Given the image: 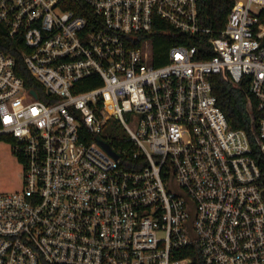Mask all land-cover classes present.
<instances>
[{
  "label": "built area",
  "instance_id": "2783aa9c",
  "mask_svg": "<svg viewBox=\"0 0 264 264\" xmlns=\"http://www.w3.org/2000/svg\"><path fill=\"white\" fill-rule=\"evenodd\" d=\"M158 19L211 56L176 45L156 64ZM0 22L36 83L0 50V143L22 166L0 193V264H264V0H233L217 33L198 0H0ZM216 74L246 91L248 129Z\"/></svg>",
  "mask_w": 264,
  "mask_h": 264
},
{
  "label": "trees",
  "instance_id": "16d2710c",
  "mask_svg": "<svg viewBox=\"0 0 264 264\" xmlns=\"http://www.w3.org/2000/svg\"><path fill=\"white\" fill-rule=\"evenodd\" d=\"M232 4L233 0H198V12L201 24L211 28L214 33H217L224 27ZM66 7L74 8L71 4H67ZM75 11L78 12L77 8H75ZM151 37L156 64H163L167 59L169 48L176 45L197 46L201 52V54L198 55L200 59H208L212 54L209 49L204 52V49L208 47L207 40L204 36L189 37L176 31L161 19H158L155 23ZM22 49L23 43L21 39L10 38L5 27L0 22V50L8 52L15 57V72L24 79L25 84L28 86L35 85V80L33 81L23 62L21 54ZM90 80V78L85 79L81 88H91L100 84L99 80L93 82ZM211 84L213 94L217 99V104L225 114L230 126L233 128L248 129L250 124V112L246 91L242 87L233 86L221 74L213 75L211 77ZM102 138L105 140H112L114 144L120 139L114 135H104ZM260 167L264 176L263 155L260 159Z\"/></svg>",
  "mask_w": 264,
  "mask_h": 264
},
{
  "label": "rangeland",
  "instance_id": "374dc122",
  "mask_svg": "<svg viewBox=\"0 0 264 264\" xmlns=\"http://www.w3.org/2000/svg\"><path fill=\"white\" fill-rule=\"evenodd\" d=\"M114 135L118 139L128 136L120 122L112 118L102 129V136ZM22 166L8 145L0 143V193L13 192L22 187Z\"/></svg>",
  "mask_w": 264,
  "mask_h": 264
},
{
  "label": "water",
  "instance_id": "95a60500",
  "mask_svg": "<svg viewBox=\"0 0 264 264\" xmlns=\"http://www.w3.org/2000/svg\"><path fill=\"white\" fill-rule=\"evenodd\" d=\"M99 144H100L104 149H106L111 155H113V156H117L116 153H114V151H112V150L110 149V146H109L106 142H104L103 140H99Z\"/></svg>",
  "mask_w": 264,
  "mask_h": 264
}]
</instances>
